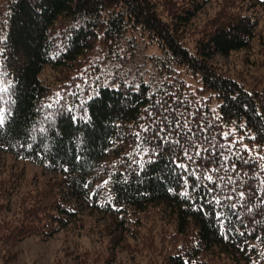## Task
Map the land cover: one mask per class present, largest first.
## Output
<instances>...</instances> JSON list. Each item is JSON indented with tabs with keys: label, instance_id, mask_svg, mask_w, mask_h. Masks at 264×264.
<instances>
[{
	"label": "trees",
	"instance_id": "1",
	"mask_svg": "<svg viewBox=\"0 0 264 264\" xmlns=\"http://www.w3.org/2000/svg\"><path fill=\"white\" fill-rule=\"evenodd\" d=\"M232 2L190 48L193 12L160 0H6L0 150L56 181L2 225L1 244L58 232L82 202L153 250L147 264H264V86L212 62L259 38ZM151 47L145 71H129ZM155 222L172 228L163 245Z\"/></svg>",
	"mask_w": 264,
	"mask_h": 264
},
{
	"label": "rangeland",
	"instance_id": "2",
	"mask_svg": "<svg viewBox=\"0 0 264 264\" xmlns=\"http://www.w3.org/2000/svg\"><path fill=\"white\" fill-rule=\"evenodd\" d=\"M160 1L170 5H167V9L172 7L183 12V8L193 12L194 17L186 26L187 32L190 33L186 37L190 48H193V42L202 36L203 29L210 27L212 20L220 13L230 11L227 0ZM5 3L6 0H0V15L4 12ZM232 3H235L237 12L239 9L258 21L259 38L247 50L237 51L225 57L217 55L212 62L222 72L247 83L249 88H261L264 86V5H258L253 0H233ZM161 9L163 15L170 20L165 9ZM146 53L158 55L160 52L155 47L141 51L134 59L140 64L136 63L127 69L145 71L141 70L140 66L145 62ZM54 76V73L46 69L41 78L53 84ZM55 181L53 173L0 150V235L3 236L2 225L7 221L19 219L21 209L29 206L31 196L37 195V190L49 187ZM77 211L79 214L76 219L54 234L46 235L40 230L17 241L13 246L9 245L11 243H0V264H105L107 259L112 260L111 264L151 262L153 250L139 248L137 240L123 241L112 228L110 217L90 210L82 202L77 203ZM151 228L156 232L158 239L155 244L158 246L163 245L164 233L170 235L172 231L171 226L169 229L156 222ZM154 257L157 258V255Z\"/></svg>",
	"mask_w": 264,
	"mask_h": 264
},
{
	"label": "snow or ice",
	"instance_id": "3",
	"mask_svg": "<svg viewBox=\"0 0 264 264\" xmlns=\"http://www.w3.org/2000/svg\"><path fill=\"white\" fill-rule=\"evenodd\" d=\"M7 89H0V92H6ZM5 122V115L3 111H0V126H2ZM264 159V157H262ZM211 179V177H209ZM241 197L243 196V193H240Z\"/></svg>",
	"mask_w": 264,
	"mask_h": 264
}]
</instances>
